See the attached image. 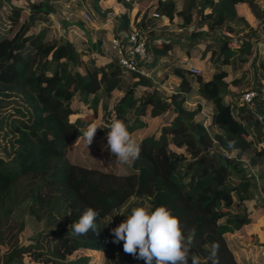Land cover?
Segmentation results:
<instances>
[{
    "label": "trees",
    "instance_id": "trees-1",
    "mask_svg": "<svg viewBox=\"0 0 264 264\" xmlns=\"http://www.w3.org/2000/svg\"><path fill=\"white\" fill-rule=\"evenodd\" d=\"M57 1L0 0V12L7 11V27L0 28V264H88L87 255H78L82 250L101 252V264H145L124 252L123 241L113 242L112 229L135 207L150 204L155 210V198L133 192L132 164L122 169L112 155L114 162L94 155L98 146L110 152L113 119L123 120L134 136L147 127L145 118L166 112L172 114L168 121L136 138V166L153 174L156 186L167 182L170 198L185 205L181 227L186 236L194 234L192 251L201 264H212L213 243L219 245V264H240L225 235L249 222L245 202L264 192V124L257 119L264 116V60L255 52L246 65L259 41L256 31L264 34V0H150L136 12L133 26L145 38L151 75L160 67L164 79L179 80L167 96L151 78L123 71L115 59L98 65L104 33L88 41L85 59L69 38L50 36ZM115 1L125 9L121 21L127 29L131 6ZM238 4L245 5L253 27L238 15ZM162 17L178 21L182 42L155 40ZM257 44L264 47V39ZM178 46L207 56L209 78L201 67L195 74L176 65ZM227 66L241 75L226 81ZM247 67L256 82L244 90L255 92L250 105L237 102L244 91L230 90L242 86ZM192 94L209 106L208 116L199 102L186 107ZM93 95L103 128L87 146L88 123L70 119L71 103L76 98L95 114ZM109 183L130 192L116 201L99 197ZM88 207L100 211L98 230L73 235L71 224Z\"/></svg>",
    "mask_w": 264,
    "mask_h": 264
},
{
    "label": "rangeland",
    "instance_id": "rangeland-1",
    "mask_svg": "<svg viewBox=\"0 0 264 264\" xmlns=\"http://www.w3.org/2000/svg\"><path fill=\"white\" fill-rule=\"evenodd\" d=\"M130 4V10L129 12H127V17L128 20L132 18V24L131 26H128L127 29H125V32L130 31L132 28H134L133 26V20H134V14L136 12H140L144 7H146L150 0H125ZM73 2V3H72ZM70 1L68 2V8H65L67 10V14L71 11H74L76 13L77 16L71 15L68 16V20H62L60 19L62 16H59V12L61 10V7L58 6V8L56 9L57 12H55L54 9V14H52V30L50 32V36H61V37H67L69 38L72 43L74 44V46L76 47L77 51L83 55V58H86V53H85V49H86V45L88 44V41L91 39H94V37H87V41H84L81 39L82 37V33L81 31H84L85 33H92L94 32L93 29V23L94 20L96 19V15H94L95 13L92 11V21H86L83 19L82 17V9L77 6L74 1ZM18 3V2H17ZM120 6L122 7V5L120 4ZM122 12L118 13V17H115L116 19L121 20V14L125 12L124 7H122ZM236 11L238 13V15L243 16L246 21L253 27L255 25L253 18L251 17V15L248 13L245 5L243 4H238L236 5ZM6 10H2L0 12V28L1 31H4L7 27V21L5 19V14H6ZM132 15V16H131ZM60 17V18H59ZM131 17V18H130ZM98 18V17H97ZM56 19H59L58 21H56ZM116 19H112V28L115 29V27H122V22L116 20ZM61 21V22H60ZM69 21H71L72 23H74L79 29L77 30V32L74 34L72 33V31H68L66 28V24ZM65 22V23H64ZM177 20H174V22H168L166 19H161V25H160V29L158 30L157 33H160L159 35H157V38H155V40L160 41V40H170L173 41L174 43H180L183 40V31L179 30L177 28ZM59 24V25H57ZM120 25V26H119ZM129 25V23H128ZM61 28H63V30L65 31V33H62ZM257 35L259 36V41L264 39V34L258 29V31H256ZM144 42H145V38H144ZM256 42L255 47L252 50V53H248L247 55V62L246 65L248 64L249 61H251L253 59L254 53H258L261 56V59L264 60V47L259 46ZM177 51L181 53V58L178 60L177 64L180 67V60H182L183 58H185L187 60L188 63H190L192 66H198L201 67V75L202 77L205 78H209L210 76V72H211V66L209 64V62L207 61V56L201 57L200 56V50L197 48H192L190 51H188L184 46L183 47H176ZM165 62V60H164ZM227 71H228V75L226 77V81H230L232 78L234 77H239L241 75V69H238L236 71H232L231 68L229 66L226 67ZM161 72L162 69L156 68L155 72L153 75H151V80L153 85H155L159 90L163 91V93L167 96L169 95L174 87L178 84V79L174 76H168L167 78H163L161 76ZM254 85L256 84V82H254L252 80V74H251V70L250 67H247L246 73L242 76V86H233L230 85V90L233 93H236L240 90L244 91L245 89H247L250 85ZM262 85V93H264V81L261 82ZM195 87V86H194ZM140 87L137 88L136 94L138 95L141 92ZM113 96H117L119 94V92L114 91ZM199 102L202 106V112L204 115L209 114L210 112V108L208 105L204 104L203 100H201L200 98H198L196 95L192 94L188 97L187 103H186V107L188 109H191L194 107L195 103ZM89 105H93V107L95 108V114L93 112H91V110L87 109L84 105H82L81 103H79L76 98L73 99L72 103H71V107H72V115L70 116V119H74L75 117H79L81 118L84 122H87L88 125L92 122H100V118H101V110H100V104L98 101V98L96 95L90 96L89 98ZM172 117V114L170 112H166V113H159V114H152V116L150 118H145V120L147 121V127L145 129H143L141 132H137L134 137L135 138H139L141 137L144 133H147L149 131H154L157 129L158 125L162 124L165 121H168L170 118ZM207 119V118H206ZM253 140H259V132H257L256 130L251 131ZM98 150H96L95 155L93 150H90V154L91 156L94 155V157H97L99 159L102 158H109V160L111 162L116 161V158L113 154H111V152L106 151V147L104 146L103 148L101 146H98V148H96ZM103 149V150H102ZM110 151V150H109ZM113 156L115 159L114 161L112 159H110V156ZM109 156V157H108ZM120 167H122L123 169V164L119 163L118 161L116 162ZM132 167L135 169L136 175H135V180H134V184H133V192H135L136 194H141V193H146L152 197L155 198L156 204H155V208L161 205H166L169 209L172 210L173 214L175 216H177L180 220V213L181 210L183 208H185V205L180 201L177 200L175 198V200H172L169 196V192L170 190V186L168 185L167 182H162V184L160 186H156L154 183V175L150 174V172H142L140 170L139 166H136V161H134V163H132ZM125 168V167H124ZM130 191H126V190H122L118 187L117 184L115 183H109L108 187L106 190L98 192L97 194L99 195V197L104 198V197H108L114 201L118 200L119 198H121L123 195H125L126 193H128ZM174 199V198H173ZM256 204L255 205H260V206H264V202H260L259 197H256ZM247 204L249 205V202H247ZM264 208V207H263ZM187 215V212H186ZM185 219L187 218V220H190L189 215L188 217L185 216ZM181 221V220H180ZM185 221V220H184ZM181 226H182V221L180 222ZM188 227V226H187ZM79 254H84L87 255L89 257V262L88 264H101L102 260H103V254L101 252H96V251H88V250H82L78 252ZM254 259L256 257H253Z\"/></svg>",
    "mask_w": 264,
    "mask_h": 264
},
{
    "label": "clouds",
    "instance_id": "clouds-1",
    "mask_svg": "<svg viewBox=\"0 0 264 264\" xmlns=\"http://www.w3.org/2000/svg\"><path fill=\"white\" fill-rule=\"evenodd\" d=\"M103 128L98 122L90 123L84 133L87 146L96 135L97 129ZM234 142H229L232 147ZM107 146L116 160L123 165H131L139 158L141 145L129 132L123 120L113 119L107 132ZM100 211L88 207L71 224L73 235H87L89 231L96 232L97 219ZM112 229L114 243L123 241V249L136 259L145 261V264H201V258L192 249L194 234L185 235L180 220L166 205L152 209L150 204H144L131 210V214ZM219 245L213 243L209 258L212 264H219Z\"/></svg>",
    "mask_w": 264,
    "mask_h": 264
},
{
    "label": "crops",
    "instance_id": "crops-1",
    "mask_svg": "<svg viewBox=\"0 0 264 264\" xmlns=\"http://www.w3.org/2000/svg\"><path fill=\"white\" fill-rule=\"evenodd\" d=\"M74 1V3L79 6L82 10L87 8L91 13L92 11L96 15V19L94 20L93 29L94 32L85 33L81 31L82 37L81 39L87 41V37H94L96 34L104 33L105 34H124L126 33L125 28L123 27H115L112 28V19H116L118 17V13L122 12V7L115 0H60L55 2L54 9L57 12L58 6L61 7L59 16L62 17V20H68V16L74 15L77 16L74 11H70L67 14L68 2ZM73 3V2H72ZM241 5V4H240ZM54 14V13H53ZM93 14V13H92ZM132 16V15H131ZM135 16V14H134ZM98 17V18H97ZM129 17V16H128ZM131 18V17H130ZM162 19H165L162 17ZM59 19H56L58 21ZM118 20V19H116ZM120 24V18H119ZM61 22V21H60ZM114 22V21H113ZM122 22V21H121ZM65 23V22H64ZM112 23V24H111ZM129 26L132 24V18L128 20ZM68 31H72V33H76L79 29L74 23L69 21L65 23ZM122 24V23H121ZM59 25V24H57ZM120 26V25H119ZM62 33H65L63 28H61ZM109 62V59L104 55L98 57L96 59V63L98 65H104ZM196 66V65H195ZM207 79V78H205ZM119 95V94H118ZM259 200L260 202H264V192H259ZM249 202V205L247 204ZM247 211L249 213V222L246 223L241 229L238 231L225 235L228 246L234 252L235 257L237 258L240 264H264V206L255 205L254 200L246 201ZM253 257H256L255 259Z\"/></svg>",
    "mask_w": 264,
    "mask_h": 264
},
{
    "label": "built area",
    "instance_id": "built-area-1",
    "mask_svg": "<svg viewBox=\"0 0 264 264\" xmlns=\"http://www.w3.org/2000/svg\"><path fill=\"white\" fill-rule=\"evenodd\" d=\"M82 17L86 21H92V13L87 8L82 10ZM100 48L109 61L115 59L123 71L151 78L150 61L144 37L135 27L123 35H103L100 38ZM164 60V58L159 59L160 62H164ZM180 64L191 73H199V69L188 63L185 58L180 60ZM254 96L255 92L253 90L244 91L238 97L237 102L238 104L250 105ZM257 119L264 124V116L261 113L257 114Z\"/></svg>",
    "mask_w": 264,
    "mask_h": 264
}]
</instances>
